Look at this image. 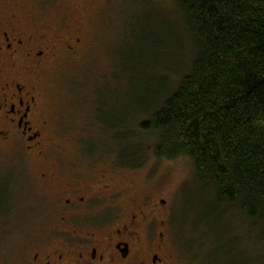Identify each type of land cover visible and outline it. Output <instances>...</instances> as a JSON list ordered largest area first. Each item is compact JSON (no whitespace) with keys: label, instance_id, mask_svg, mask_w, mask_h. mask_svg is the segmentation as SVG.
Instances as JSON below:
<instances>
[{"label":"rangeland","instance_id":"obj_1","mask_svg":"<svg viewBox=\"0 0 264 264\" xmlns=\"http://www.w3.org/2000/svg\"><path fill=\"white\" fill-rule=\"evenodd\" d=\"M16 1L22 3L24 22L39 23L34 28L45 24L50 35L81 40L75 51L60 44L58 55L33 74L54 141L45 156L20 141L0 140V259L20 260L33 242L55 234L48 225L57 223L52 215L61 196L41 177L65 159L82 174L80 182L94 187L100 172L108 173L114 194L120 193L114 195V219L126 220L143 209L153 216L157 231L159 221H165L162 231L172 255L168 260L161 253L165 261L264 264L260 227L239 211L208 218L206 209L193 210L198 202L212 201L213 192L199 183L189 156L169 160L150 151L137 168L117 160L116 150L129 132L140 134L134 140L145 146L157 140L139 129L159 107L154 103L159 88L153 97L149 88L168 74L164 96L190 70L195 50L176 0H0V17ZM117 132L124 136L121 143L114 139Z\"/></svg>","mask_w":264,"mask_h":264},{"label":"trees","instance_id":"obj_2","mask_svg":"<svg viewBox=\"0 0 264 264\" xmlns=\"http://www.w3.org/2000/svg\"><path fill=\"white\" fill-rule=\"evenodd\" d=\"M176 4L195 50L190 70L165 97L168 74L149 88L152 97L159 88V107L139 129L157 140L145 146L129 132L117 160L137 168L150 151L169 160L189 156L199 183L213 192L212 201L193 210L206 209L208 218L237 210L260 227L264 242V0ZM124 136L117 132L114 139L121 143Z\"/></svg>","mask_w":264,"mask_h":264},{"label":"flooded vegetation","instance_id":"obj_3","mask_svg":"<svg viewBox=\"0 0 264 264\" xmlns=\"http://www.w3.org/2000/svg\"><path fill=\"white\" fill-rule=\"evenodd\" d=\"M21 7L16 1L0 17V140L20 141L43 157L54 141L33 74L58 55L60 44L75 51L81 39L50 35L45 24L34 28L39 23L24 22ZM64 162L51 165V175L44 168L41 177L55 184L61 196L52 215L57 223L48 225L55 234L33 242L24 258L0 259V264H176L168 262L172 255L162 231L164 220L157 231L153 216L143 209L132 211L126 220L119 215L114 219V195L120 193L114 194L108 173L101 171L94 187L80 182L82 174L74 171V164ZM161 253H166L167 261Z\"/></svg>","mask_w":264,"mask_h":264}]
</instances>
